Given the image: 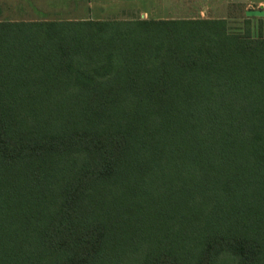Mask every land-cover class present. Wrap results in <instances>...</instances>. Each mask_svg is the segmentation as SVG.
Here are the masks:
<instances>
[{
	"label": "trees",
	"instance_id": "obj_1",
	"mask_svg": "<svg viewBox=\"0 0 264 264\" xmlns=\"http://www.w3.org/2000/svg\"><path fill=\"white\" fill-rule=\"evenodd\" d=\"M261 18L0 22V264H264Z\"/></svg>",
	"mask_w": 264,
	"mask_h": 264
},
{
	"label": "rangeland",
	"instance_id": "obj_2",
	"mask_svg": "<svg viewBox=\"0 0 264 264\" xmlns=\"http://www.w3.org/2000/svg\"><path fill=\"white\" fill-rule=\"evenodd\" d=\"M261 0H8L2 3V21H82L150 19H225L231 30L244 28L246 12L263 10ZM26 14L28 10L32 13ZM254 36L261 30L264 17L252 19Z\"/></svg>",
	"mask_w": 264,
	"mask_h": 264
},
{
	"label": "crops",
	"instance_id": "obj_3",
	"mask_svg": "<svg viewBox=\"0 0 264 264\" xmlns=\"http://www.w3.org/2000/svg\"><path fill=\"white\" fill-rule=\"evenodd\" d=\"M6 1H8V0H0V15H2L1 13L4 12V10H5V8H4L5 6H2L1 4L4 3V2H6ZM262 3H264V0H261V1H260V4H262ZM35 11H36V9L34 8L33 11H32V13H30V11L28 10V12H27L26 14H29V15L31 14L30 16H33L32 14H33ZM10 21H11V22H19V21H13V20H10ZM36 21H38V20H35V21H32V20L30 21V20H29V22H36ZM40 21H42V20H40ZM0 22H1V20H0ZM2 22H3V21H2ZM23 22H28V21H23Z\"/></svg>",
	"mask_w": 264,
	"mask_h": 264
},
{
	"label": "water",
	"instance_id": "obj_4",
	"mask_svg": "<svg viewBox=\"0 0 264 264\" xmlns=\"http://www.w3.org/2000/svg\"><path fill=\"white\" fill-rule=\"evenodd\" d=\"M247 17H264V11L263 10H250L246 13Z\"/></svg>",
	"mask_w": 264,
	"mask_h": 264
}]
</instances>
